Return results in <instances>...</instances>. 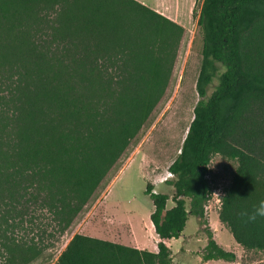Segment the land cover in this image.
<instances>
[{
    "label": "trees",
    "instance_id": "16d2710c",
    "mask_svg": "<svg viewBox=\"0 0 264 264\" xmlns=\"http://www.w3.org/2000/svg\"><path fill=\"white\" fill-rule=\"evenodd\" d=\"M198 26L200 99L169 167L175 205L146 188L158 251L76 233L53 264H172L163 240L205 217L215 155L237 161L221 222L264 252V218L242 215L264 199V0H202ZM185 34L139 0H0V264L34 262L73 225L167 94ZM209 237L204 259H236Z\"/></svg>",
    "mask_w": 264,
    "mask_h": 264
},
{
    "label": "rangeland",
    "instance_id": "374dc122",
    "mask_svg": "<svg viewBox=\"0 0 264 264\" xmlns=\"http://www.w3.org/2000/svg\"><path fill=\"white\" fill-rule=\"evenodd\" d=\"M151 1L154 6L158 4V0H146L147 4ZM201 4L202 0H197L167 94L73 225L52 248L30 264H53L76 233L110 238L127 244L136 242L139 238L142 232L141 224L148 238L155 239L154 232L148 228L154 204L146 193V188L148 184H152L154 192L168 194L170 196L168 204L175 205L172 200L175 187L169 183L174 176L171 175L169 167L180 153L188 127L194 117V108L200 99L197 79L202 63L203 37L197 17ZM170 7L163 5L161 8L169 10ZM217 84L216 78L208 88V96ZM236 167L235 160L223 158L221 155L213 156L208 174L213 190L217 188L224 190L229 185ZM212 204L211 216L219 214L214 200ZM187 207L189 208V200ZM40 214L39 218L42 219L40 222L47 223L49 215L45 212ZM211 216L205 214V217L199 218L195 214H189L181 235L172 241L176 264L182 262L193 264L197 261L196 253L187 256L177 252V248L182 242H186V246L198 249L204 245L205 238L208 242L209 232L213 236L214 225H211L209 220ZM216 221L218 226L223 225L220 218L214 219V222ZM222 235L234 241L228 227ZM222 238L219 237V240L222 241ZM242 264H264V252L252 251L242 258Z\"/></svg>",
    "mask_w": 264,
    "mask_h": 264
},
{
    "label": "crops",
    "instance_id": "0c3cea01",
    "mask_svg": "<svg viewBox=\"0 0 264 264\" xmlns=\"http://www.w3.org/2000/svg\"><path fill=\"white\" fill-rule=\"evenodd\" d=\"M139 1L148 5L149 7L157 10L158 12L166 15L167 17H169L173 21L181 24L182 26L185 27V29H187L188 25L190 24L192 14H194V9L196 8L195 4L197 3V0H158V2H157L158 4L156 6H154L152 4V1L148 4H147L146 0H139ZM163 5H170L171 9L163 10V8H161V7H163ZM200 10H201V7H200V9H198L197 19L199 18ZM167 206H168V208L173 207V206H170L168 204V202H167ZM216 218H219L218 213L209 218L211 225H214V227L212 226L213 239L225 250L233 252L236 254V259L234 261H228L225 259H208V260L204 259L203 256L205 254L206 247L208 244V242H206V238L204 240L205 241L204 245H201L198 249L197 248L195 249L192 246H186V242H182L181 246L179 248H177V252L183 253L187 256H191L194 253H196L198 256L197 261L193 264H242V258L244 256H247L248 254H251V252L255 251V250H246L240 244H238L235 241V239L232 242L228 238H225L224 235H222V234L224 233L226 226L224 224L221 227L218 226L217 221L214 222V219H216ZM149 221H150V224L148 225V228L151 229L152 232H154L153 234L155 236L154 237L155 239L148 238L147 234L144 233V227L140 224V229L142 230V232L141 233L139 232L140 233L139 238L136 239V242L127 243L126 245H130V246L136 247V248L141 249V250H148V251H152V252L158 251V243L161 241V239L158 236V234L156 233L151 219ZM93 237H95V236H93ZM219 237H223L222 241L219 240ZM101 239L117 242V241L110 239V238L106 239V238L102 237ZM173 239L174 238L165 239L163 241L171 249L172 264H176V258H175V255L173 253V242H172ZM118 243H120V242H118ZM181 264H184V263L182 262Z\"/></svg>",
    "mask_w": 264,
    "mask_h": 264
},
{
    "label": "built area",
    "instance_id": "2783aa9c",
    "mask_svg": "<svg viewBox=\"0 0 264 264\" xmlns=\"http://www.w3.org/2000/svg\"><path fill=\"white\" fill-rule=\"evenodd\" d=\"M171 175L174 176L172 173ZM224 191L225 189L222 190V188H217V190L216 189L213 190V192L208 195L207 202L204 206L206 215L208 216L211 215V212L213 211V204H212L213 200L215 201V207H217L220 210L221 205H222V196L224 195Z\"/></svg>",
    "mask_w": 264,
    "mask_h": 264
},
{
    "label": "clouds",
    "instance_id": "9594fccd",
    "mask_svg": "<svg viewBox=\"0 0 264 264\" xmlns=\"http://www.w3.org/2000/svg\"><path fill=\"white\" fill-rule=\"evenodd\" d=\"M242 215L247 216L248 221L254 222L257 218H264V199L258 201L256 205H254L253 211L251 213H242Z\"/></svg>",
    "mask_w": 264,
    "mask_h": 264
},
{
    "label": "water",
    "instance_id": "95a60500",
    "mask_svg": "<svg viewBox=\"0 0 264 264\" xmlns=\"http://www.w3.org/2000/svg\"><path fill=\"white\" fill-rule=\"evenodd\" d=\"M188 131V130H187Z\"/></svg>",
    "mask_w": 264,
    "mask_h": 264
}]
</instances>
